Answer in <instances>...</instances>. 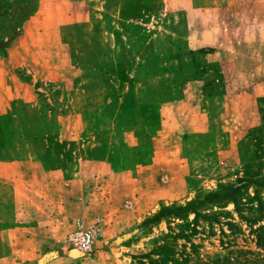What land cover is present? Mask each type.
Instances as JSON below:
<instances>
[{
	"label": "rangeland",
	"instance_id": "rangeland-1",
	"mask_svg": "<svg viewBox=\"0 0 264 264\" xmlns=\"http://www.w3.org/2000/svg\"><path fill=\"white\" fill-rule=\"evenodd\" d=\"M262 116L264 0H0V264H264Z\"/></svg>",
	"mask_w": 264,
	"mask_h": 264
},
{
	"label": "crops",
	"instance_id": "crops-1",
	"mask_svg": "<svg viewBox=\"0 0 264 264\" xmlns=\"http://www.w3.org/2000/svg\"><path fill=\"white\" fill-rule=\"evenodd\" d=\"M17 164H31V165H34L35 169L39 170V169H42V165L40 162L38 161H25V162H16ZM105 165L104 163L100 162H92V163H89V166H92V167H99V166H103ZM43 174L45 175L47 181L48 182V185L49 187H51V185L53 187H56V185H58V182H59V177L62 176V173L60 171H49V172H43ZM82 174L81 172L78 173L76 175V177L74 178V180H71V183H73L74 185H76V187H78L80 184H82ZM60 186V185H59ZM18 187L20 188V191L19 193H21L22 196L19 201L20 203H22L19 207V209L21 210V213H19V217H17V221L19 224L18 225H15L14 228H11L8 230V233H13L15 234V232H24L25 234H33L35 233L36 235H38L39 233V225L37 226L34 221H33V218L34 220L37 219V215L36 217H34V214L35 213H32L31 211L27 210L29 208H32L33 206H37V203L39 202V193H38V188L39 187H33V186H28L26 183L25 185L22 183V187L20 185H18ZM66 196H68V194H66ZM37 214V213H36ZM56 219L55 217L52 219V223L54 225H50V230L47 231V233L49 232H56L57 228H55V222ZM61 223L62 224H65L66 221H67V218L66 217H62L60 219ZM65 233V231L63 230H60L59 231V234H62V233ZM23 241H24V244L26 246H30V248H35L37 249L38 248V241H36L37 237L36 238H32V236H30L29 238H27V235H23L22 237ZM19 240L21 241V237L17 239V243H19ZM52 242V241H51ZM50 242V243H51ZM46 244V243H44ZM24 262H26V260H23ZM9 263H11L10 261H8Z\"/></svg>",
	"mask_w": 264,
	"mask_h": 264
},
{
	"label": "trees",
	"instance_id": "trees-1",
	"mask_svg": "<svg viewBox=\"0 0 264 264\" xmlns=\"http://www.w3.org/2000/svg\"><path fill=\"white\" fill-rule=\"evenodd\" d=\"M262 118V122H264V116L261 117ZM241 185L240 186H230V187H226L224 188L223 192H219V193H210L208 194L204 199H200L197 202L196 201H192L190 203H188L186 206L184 207H179L177 209H163L157 217H159V219H161L162 217H164V215H170L172 213L174 214H179V213H188L190 211L195 212L196 213V204H200L201 206L204 204H211V203H221V202H233L236 203L237 202V195L241 190ZM257 244L264 246V237L258 236L257 239Z\"/></svg>",
	"mask_w": 264,
	"mask_h": 264
},
{
	"label": "built area",
	"instance_id": "built-area-1",
	"mask_svg": "<svg viewBox=\"0 0 264 264\" xmlns=\"http://www.w3.org/2000/svg\"><path fill=\"white\" fill-rule=\"evenodd\" d=\"M93 241V234L88 231H82L74 235L71 239L73 245L80 252H87L90 250V246Z\"/></svg>",
	"mask_w": 264,
	"mask_h": 264
}]
</instances>
